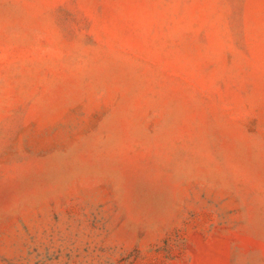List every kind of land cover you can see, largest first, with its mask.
I'll return each mask as SVG.
<instances>
[{
    "label": "rangeland",
    "instance_id": "obj_1",
    "mask_svg": "<svg viewBox=\"0 0 264 264\" xmlns=\"http://www.w3.org/2000/svg\"><path fill=\"white\" fill-rule=\"evenodd\" d=\"M0 264H264V0H0Z\"/></svg>",
    "mask_w": 264,
    "mask_h": 264
}]
</instances>
